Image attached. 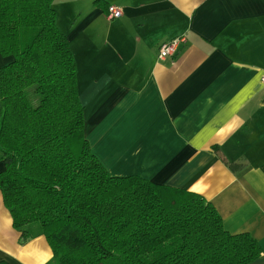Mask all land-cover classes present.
<instances>
[{
    "label": "crops",
    "instance_id": "obj_1",
    "mask_svg": "<svg viewBox=\"0 0 264 264\" xmlns=\"http://www.w3.org/2000/svg\"><path fill=\"white\" fill-rule=\"evenodd\" d=\"M111 4L121 17H107ZM54 6L77 63L87 139L108 172L203 195L226 230L260 242L250 264H264V0ZM182 35L159 58L161 43ZM7 61L0 53V67ZM52 258L44 235L23 239L0 192V262Z\"/></svg>",
    "mask_w": 264,
    "mask_h": 264
},
{
    "label": "trees",
    "instance_id": "obj_2",
    "mask_svg": "<svg viewBox=\"0 0 264 264\" xmlns=\"http://www.w3.org/2000/svg\"><path fill=\"white\" fill-rule=\"evenodd\" d=\"M0 53V192L23 239L45 236L48 264H250L263 255L251 234L226 230L203 195L108 172L87 139L54 0H0Z\"/></svg>",
    "mask_w": 264,
    "mask_h": 264
},
{
    "label": "built area",
    "instance_id": "obj_3",
    "mask_svg": "<svg viewBox=\"0 0 264 264\" xmlns=\"http://www.w3.org/2000/svg\"><path fill=\"white\" fill-rule=\"evenodd\" d=\"M123 9L121 7H118L116 5H109L107 8V17L110 20L119 18L123 15ZM186 36L182 35V36H178L175 38H172L170 40L164 41L163 43H161V45L159 46V51H158V56L161 59L166 58L167 56H173L179 46L182 43L186 42ZM262 81L264 83V76L262 77Z\"/></svg>",
    "mask_w": 264,
    "mask_h": 264
}]
</instances>
